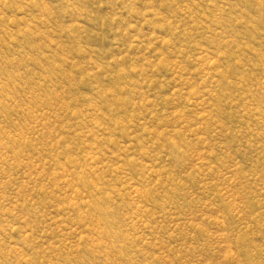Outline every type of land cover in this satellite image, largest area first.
Wrapping results in <instances>:
<instances>
[{
    "label": "rangeland",
    "instance_id": "374dc122",
    "mask_svg": "<svg viewBox=\"0 0 264 264\" xmlns=\"http://www.w3.org/2000/svg\"><path fill=\"white\" fill-rule=\"evenodd\" d=\"M0 264H264V0H0Z\"/></svg>",
    "mask_w": 264,
    "mask_h": 264
}]
</instances>
